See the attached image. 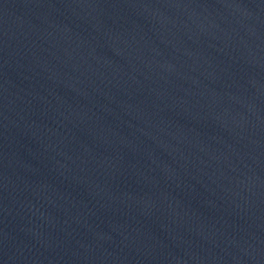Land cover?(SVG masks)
Segmentation results:
<instances>
[{
	"label": "water",
	"instance_id": "95a60500",
	"mask_svg": "<svg viewBox=\"0 0 264 264\" xmlns=\"http://www.w3.org/2000/svg\"><path fill=\"white\" fill-rule=\"evenodd\" d=\"M0 181L120 264H264V0H0Z\"/></svg>",
	"mask_w": 264,
	"mask_h": 264
}]
</instances>
